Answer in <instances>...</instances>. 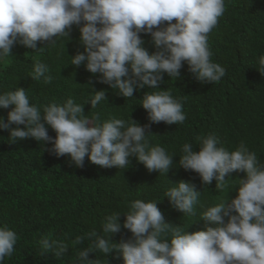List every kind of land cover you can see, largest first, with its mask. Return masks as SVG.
Masks as SVG:
<instances>
[{
	"label": "clouds",
	"instance_id": "9594fccd",
	"mask_svg": "<svg viewBox=\"0 0 264 264\" xmlns=\"http://www.w3.org/2000/svg\"><path fill=\"white\" fill-rule=\"evenodd\" d=\"M225 11L224 0H0V58L11 56L17 43L43 52L45 47L37 49L38 42L47 46L57 37L69 38L76 25L84 53L77 52L71 65L79 68L86 62L88 72L101 75L99 83L118 89V95L124 98L133 97L136 90L146 86L159 88L164 73L178 79L184 62L198 81L218 83L226 72L211 60L208 35ZM141 33L151 36L157 49L154 53L143 46ZM258 64L264 76V55ZM48 71L46 64L37 61L30 77H44L45 83H50L52 77L45 75ZM102 100H106V92L94 90L91 107ZM10 106L14 107L8 112L7 123L0 118V129L9 131L13 141L33 138L51 143V152L57 157L70 156L80 168L86 156L94 165L119 169L130 164L129 157H135L150 173L160 174L169 173L173 156L159 145L150 146L146 133L151 124L176 125L186 119L182 103L170 90L145 93L142 108L150 124L144 126L133 119L131 123L111 119L101 124L98 114L90 120L84 106L72 99L63 105L43 106L41 111L30 104L23 88L0 95V109ZM46 125L56 133L54 139ZM197 140L198 152L190 143L182 146L179 166L198 173L203 185L216 180L217 188L224 189L228 186L226 176L246 173V178L239 179L235 199L203 213L202 220L214 226L183 232L165 221L157 203L136 200L124 215L123 225L119 213L107 216L103 223L104 233H119L123 228L132 233L131 239L115 244L94 231L71 241L73 246L85 238L91 241L79 252L82 264H101L89 259L96 250L118 252L124 264H264V165L243 143L229 152L217 146L219 141L212 134ZM175 185L165 196L175 209L195 215L201 192L191 182ZM169 232L172 238L167 236ZM17 239L14 231L0 228V261L12 255ZM40 244L41 255L52 251L59 258L68 250L67 244L50 237Z\"/></svg>",
	"mask_w": 264,
	"mask_h": 264
},
{
	"label": "trees",
	"instance_id": "16d2710c",
	"mask_svg": "<svg viewBox=\"0 0 264 264\" xmlns=\"http://www.w3.org/2000/svg\"><path fill=\"white\" fill-rule=\"evenodd\" d=\"M224 3L226 11L208 35L211 60L226 72L218 83L198 81L184 62L178 79L164 73L159 88L146 86L136 90L133 97L124 98L118 95V89L99 83L101 75L88 72L86 62L79 68L71 65L77 52L84 53L76 25L69 38L57 37L54 44L47 46L38 42L37 49L45 47L43 52L17 43L11 56L0 58V95L23 88L30 104L41 111L43 106L63 105L72 99L84 106V114L90 120L98 114L101 124L111 119L131 123L133 119L144 126L150 124L148 113L142 108L145 93L170 90L173 98L182 103L186 116L182 124H151L146 133L150 146L159 145L173 156L168 174L150 173L135 157H129L130 164L119 169L94 165L86 156L80 168L70 156L57 157L51 152V143L33 138L13 141L9 131L0 129V228L14 231L18 238L12 255L0 264H82L79 252L88 248L91 241L85 238L75 246L71 241L94 231L115 244L131 239L132 233L123 228L119 233H104L103 223L107 216L119 213L123 225L124 215L136 200L157 203L165 221L183 232L214 226L202 220L203 213L209 207L235 199L239 179L246 178V173L226 176L228 186L224 189L217 188L216 180L203 185L198 173L179 166L182 146L190 143L198 152L197 137L212 134L219 141L217 146L229 152L243 143L264 165V76L258 71L259 57L264 55V0ZM140 37L150 54L157 50L150 35L141 33ZM37 61L47 65L49 71L45 75L52 77L50 83H45L44 77L31 79ZM94 90L105 91L106 100L92 108ZM12 107L0 109L5 123ZM46 127L54 139L56 133ZM179 181L191 182L201 192L194 206L195 215L175 209L165 196ZM167 236L172 238L171 232ZM45 237L67 244V252L59 258L52 251L41 255L40 241ZM117 256L120 258L116 259ZM89 259H97L101 264H124L122 254L115 251L105 254L96 250L89 254Z\"/></svg>",
	"mask_w": 264,
	"mask_h": 264
}]
</instances>
